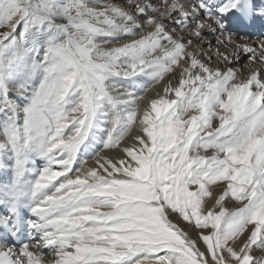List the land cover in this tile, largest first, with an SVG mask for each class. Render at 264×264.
Instances as JSON below:
<instances>
[{
	"label": "snow or ice",
	"instance_id": "6c2138e0",
	"mask_svg": "<svg viewBox=\"0 0 264 264\" xmlns=\"http://www.w3.org/2000/svg\"><path fill=\"white\" fill-rule=\"evenodd\" d=\"M0 176V264H264V0H0Z\"/></svg>",
	"mask_w": 264,
	"mask_h": 264
},
{
	"label": "bare ground",
	"instance_id": "6f19581e",
	"mask_svg": "<svg viewBox=\"0 0 264 264\" xmlns=\"http://www.w3.org/2000/svg\"><path fill=\"white\" fill-rule=\"evenodd\" d=\"M254 38H255V37H254ZM35 163H36L37 167H42L43 164H44V162H43L42 160H40L39 158L37 159V161H36ZM76 166H78V165H75L74 167H76ZM54 167H55V166H54ZM56 170H59V169L56 168ZM0 180H3V176H0ZM2 211H3V208L0 207V212H2ZM23 212L26 214V210H23Z\"/></svg>",
	"mask_w": 264,
	"mask_h": 264
},
{
	"label": "rangeland",
	"instance_id": "374dc122",
	"mask_svg": "<svg viewBox=\"0 0 264 264\" xmlns=\"http://www.w3.org/2000/svg\"><path fill=\"white\" fill-rule=\"evenodd\" d=\"M4 30H6V29H4Z\"/></svg>",
	"mask_w": 264,
	"mask_h": 264
}]
</instances>
